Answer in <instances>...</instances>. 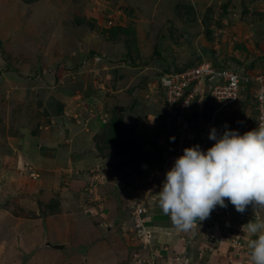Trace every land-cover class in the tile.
Segmentation results:
<instances>
[{"label":"rangeland","instance_id":"374dc122","mask_svg":"<svg viewBox=\"0 0 264 264\" xmlns=\"http://www.w3.org/2000/svg\"><path fill=\"white\" fill-rule=\"evenodd\" d=\"M76 18L86 24L75 23ZM118 25L134 26L142 66L131 67L124 61L128 52L124 41L130 36L115 41L112 30ZM93 51L98 56L90 57ZM101 56L109 61H98ZM203 61L252 74L255 79L263 75L264 0H39L32 5L0 0V242L7 240L11 245H6L10 251H0V264H125L124 258L109 255L107 249L118 251L123 244L106 239L114 228L123 235V228L111 227L104 219L114 220L110 215L119 211L130 237H135L139 227L131 211L137 205L144 212L159 208L161 183L173 167L166 157L158 156L165 144L158 150L153 144L155 151L150 152L146 128H138L152 125L160 133L158 138L169 144L176 138L172 122H167L162 91L152 92L149 85L167 68ZM207 88L202 91L205 96ZM253 93L251 100L247 94L234 104L218 106L216 121L241 135L256 129ZM206 98L209 112L214 103ZM61 103L65 106L59 112ZM68 112H80L85 118L95 115L105 132L113 116L123 112L120 132L146 152L134 159L133 149L106 146L103 131H95L88 123L73 131L71 124L80 126L89 118L71 120ZM87 132H93V144L88 146L78 142ZM31 149L45 151L40 166L38 161L32 163L36 160H22L24 166L17 162L20 153ZM50 160L58 166H51ZM29 168L39 177L32 178ZM122 183L132 187L121 191ZM80 190L77 205L71 201ZM60 208L64 214L78 213L67 217L71 224L60 215ZM42 217H48L43 220L51 242L69 243L65 251L46 249L34 255L45 232ZM149 225L145 224L154 238L157 230ZM101 228L110 230L101 233L97 230ZM233 250L219 254L227 264L236 262L230 258ZM163 253L158 251L156 261L152 257L146 262L162 264ZM186 258L190 264L184 251H173L169 262L184 264Z\"/></svg>","mask_w":264,"mask_h":264},{"label":"clouds","instance_id":"9594fccd","mask_svg":"<svg viewBox=\"0 0 264 264\" xmlns=\"http://www.w3.org/2000/svg\"><path fill=\"white\" fill-rule=\"evenodd\" d=\"M209 139L215 143L206 152L199 145L184 149V154L167 171L158 193L162 212L170 215L173 223L185 231L195 221L208 219L217 206L227 208L228 201L239 213H244L249 204L256 210L264 209V121L243 135L227 127L222 135H218L213 128ZM229 209V216H219L226 220L223 230L227 224L239 227L235 220L234 223L227 222L233 215L231 207ZM131 219L134 220L133 216ZM123 223L121 220L119 228L127 230ZM106 224L118 226V222ZM245 227L257 236L248 245L249 264H264V222H250L243 229Z\"/></svg>","mask_w":264,"mask_h":264},{"label":"built area","instance_id":"2783aa9c","mask_svg":"<svg viewBox=\"0 0 264 264\" xmlns=\"http://www.w3.org/2000/svg\"><path fill=\"white\" fill-rule=\"evenodd\" d=\"M100 61V58H97ZM223 65H217L212 61H203L197 65H190L181 69L171 68L162 73L156 83L151 84L150 90L162 91L163 105L168 111L167 122H172V130L175 132L176 145L173 153L167 155V159L174 166L175 160L184 154L185 148L199 145L200 149L207 151L212 147L215 141L209 139L213 128L217 130L218 135L225 131V125H220L216 121V112L211 118L199 117L195 119V113L199 114L203 110V104L200 100L204 97L202 91L208 87L207 95L214 105L219 109L241 101L248 94V84L254 83L252 92L256 98V128L259 123L264 121V74L256 79L249 74L239 73L231 69L222 68ZM154 86V87H153ZM161 94V93H160ZM228 130L231 128L227 127ZM166 167V165H165ZM167 168V167H166ZM27 170V169H26ZM32 178H38V175L30 168ZM230 215V210L226 207L217 206L208 218L209 230H220L218 233L224 240L232 243L234 251L230 258H236L232 264H249L250 251L242 243V230L232 224H227L225 230L218 227L217 220L221 215ZM132 216L137 224L138 234L134 239L144 244L151 242V233L145 226L146 212L140 205L132 211ZM209 239L214 242L216 238L210 235ZM209 242V243H211ZM230 259V260H231ZM242 260V261H241ZM135 264H148L140 254L134 256ZM188 258L184 264H188Z\"/></svg>","mask_w":264,"mask_h":264},{"label":"crops","instance_id":"0c3cea01","mask_svg":"<svg viewBox=\"0 0 264 264\" xmlns=\"http://www.w3.org/2000/svg\"><path fill=\"white\" fill-rule=\"evenodd\" d=\"M243 74H245V73H243ZM205 94L206 93H203L204 97L200 100V103L203 104L202 105L203 106V110L198 115H199V117H203V118H206V119L208 118L209 119V118H211V116L216 111L217 106L213 104L214 106H213L212 111L209 108V112L212 113L211 116H209V114H208L209 112H207V106L208 105L207 106L204 105V101H205V99H207L206 97H208V96H205ZM78 113L81 114L80 112H78ZM78 113H76V112L75 113L68 112L66 114V117H68V119H71V120H75V118L77 116L82 118V119H83V117L85 118V114L84 115H78ZM69 114H70V117H69ZM89 115H90V118H89V116H88L89 119L85 118V119H88V120H86V122H83V123L81 122L80 126L75 125L74 123L71 124L73 126V128H74L73 131L74 130L76 131V130H79L80 128H82V127H85L86 126L85 123H88V125H90V128L94 129L95 131L99 130L98 132H101L100 130H103V126H102V128L99 129V127L97 125L98 121L95 119V115H93V116L91 114H89ZM91 116H92V120H91ZM63 121H65V120H63ZM77 122L80 123V120L77 119ZM65 125H66V127H68L67 123ZM149 126H146V127H143L142 125L138 126V128H146L145 131H143V132L145 134H147L148 139H149V140L147 139L149 141V143H147L148 144L147 145V149L150 152H154L155 151L154 148H152L150 146L155 144V145H157L156 150H158V146L162 147V144L164 143L165 147H162L163 149H161L163 152L162 151L161 152L158 151L157 153H158V156L162 155V156L166 157L168 154H170L169 151H171V150H167V148H169V146H170V148H172L175 145L176 141L172 140V143H170V144L168 143L169 141H167V140L163 141L162 137L160 139V138H158V136L156 134L157 132L159 133L158 129H156V128L153 129L152 125H149ZM147 127H149L150 129H148ZM134 129H135V127H134ZM88 132L87 133H83V135L81 136V139L78 142L85 143V144H87V146L90 143L93 144V142H92L93 141V136H92L93 132H92V134H88ZM150 138H153V140L151 141ZM150 141H151V143H150ZM136 143H138V142H136ZM123 149H127V148L122 147L120 150H123ZM129 150H131V149H129ZM24 152L25 153H23V154L20 153V155H18V158H17V162H18V159L21 160L23 166H24V163H23L24 161L27 163L28 161H32V160H34V161L36 160L35 162H32L33 164L34 163L37 164V161H38V164L40 166L41 165V162H40L41 159H45V157H46L45 151L44 150H40V149L37 150V151H35L33 149L24 150ZM36 153H37V155H36ZM134 154H135V152H134ZM165 154H167V155L165 156ZM10 156H6V157L9 158ZM3 158H5V156L1 158V161L3 160ZM22 160H24V161H22ZM5 162H6V160H5ZM99 163H102V162L99 161ZM15 164L17 165L18 163L15 162ZM6 165L7 164L5 163V166ZM50 165L51 166L55 165L57 167L58 163L55 162V161H51L50 160ZM0 166H2V164ZM15 166L11 167V171L14 169ZM145 167H147V166L145 165ZM30 169L33 171L32 168H30ZM34 170H36V169H34ZM165 179H166V177L164 178V181H165ZM163 182L161 183L162 186H163ZM79 193H81V190L78 191V193L76 192L77 195L72 196V201H71L72 203L77 204V200L79 199ZM228 203H229V206L231 207V209L233 211V215H232L231 218H229L227 220V222L232 223L233 220H235V224H237L241 228V230L243 229V227L245 225H247L250 222H264V209H258V210L253 212L247 206V208H246L247 210L246 211L249 212V213H245V212L244 213H239V212L236 211L235 207L233 205H231V203L229 201H228ZM62 208H60V210L58 212L60 213V211H61L60 215H64L65 218L70 217L73 214H78V213H75L74 211H72V213L70 212V214H64L65 211L62 212ZM83 212H85V211H83ZM59 213H55V214H59ZM152 213L155 216H154V218H152V217L150 218V220H151L150 223L157 230L156 234L154 235V239L152 241L153 243L151 242L150 244L145 245L144 243H142V242H140L138 240H135L134 237H132V236L130 237V233L128 232L130 230L127 231V230L123 229L124 234L121 235L120 230L117 229L118 230L117 231L114 228V232H113V229L111 230L112 232L111 231L108 232L106 239L107 240L111 239L109 241V243L111 241H117L118 240L123 245L120 247V249L118 251H113V249L108 247L107 249H108L109 255L110 254H115L116 257L119 258V259H123L124 258L125 264H133V262L131 260H133V256L136 253L140 254L141 257L143 259H145V260L146 259H152V257L155 260V254H157L158 251H161V252L164 251L163 254H164L165 258L164 259L161 258V260L163 261L162 264H172V263L169 262V260H170V257H172L173 251H176V253L180 252V251H184L185 255L188 256L190 261H191L190 264H212V263L213 264H227V261L222 258V256H221L222 254L221 253H223V251H228L231 247L233 249L232 243L227 244L226 243L227 241H225L223 238H221L220 234L217 233L220 230H218V229L217 230H215V229H210L209 230V227L207 228V223H208L207 220L208 219H206L204 221H198V220L195 221L193 223V225L191 226V228L188 229L187 231H185L183 229H179L173 223L170 215H165L162 212L160 207L155 209V210L153 209ZM238 213H239L240 217H238ZM0 216H1V214H0ZM47 216H48V214H47ZM51 216H54V214H51ZM110 216L115 217L114 220L111 221L106 216L105 219H104L105 221L103 223L106 224V222L107 223H112V222L116 223V222H118V225H120L121 219H120L119 211H116L114 214H111ZM36 217L39 218L40 216L37 215ZM48 217H50V216H48ZM48 217H42L41 219L43 220V219L48 218ZM74 217H75V219H78L76 217V215H74ZM224 218L225 217H220L219 218V220H220V229H222V230L224 228V222H226V220ZM66 223L67 224L68 223L71 224L70 218H67V222ZM42 225H43V228H44L45 232H44V236H43V240H42L41 244L38 247H36V250H35L36 252L34 253V255H36V256L41 255L42 252H45L43 250L51 249V248H41V245L44 243V240H45L44 239L45 235H47L49 240H50V237H49V234H48L47 222L45 223V221L43 220ZM97 227H98V225L96 224V228ZM107 229H102L101 228V230L100 229H97V230L99 232L101 231V233H103V231L104 230L106 231ZM108 230H110V229H108ZM211 234L214 235V237L216 238V240L214 242H211V240L209 239V236ZM242 235H243L242 236L243 239L241 241L245 245V247H247L249 249V247H248L249 242L251 240H253V239H256L257 236L249 233L247 231L246 227L242 230ZM50 242H51V240H50ZM209 242H211V243H209ZM51 243L60 244V245L64 246V248L61 249V250L51 249V250H53L55 252L56 251H65L67 246L69 245V243L67 241H60V240H55L54 242H51ZM107 244L108 243H106V242L104 243V245H107ZM6 245H10V243L7 240L0 242V251H10V247L6 248ZM165 251H168V252H165ZM233 251H238V250L235 249ZM101 253H103V252H101ZM219 254H221V255H219ZM34 255L32 256L31 259H29L31 262H32V260L34 258ZM217 255H218V257H217ZM128 261H131V262L128 263ZM5 263L8 264V262H5ZM87 263H89L88 260H87ZM19 264H23V262L21 261V263H19ZM25 264H27V262H25Z\"/></svg>","mask_w":264,"mask_h":264},{"label":"trees","instance_id":"16d2710c","mask_svg":"<svg viewBox=\"0 0 264 264\" xmlns=\"http://www.w3.org/2000/svg\"><path fill=\"white\" fill-rule=\"evenodd\" d=\"M25 2L26 5H32V4H35L37 3L39 0H23ZM129 9H125V11H128ZM75 23H78L79 25H82V24H86V22L84 21V19H80V18H76V21ZM74 23V24H75ZM93 26V25H92ZM113 33H115V38L116 40L115 41H118L120 40V38L122 36H130V39H126L124 42H125V46L128 50L126 56H125V59L124 61L126 62H129L130 66L131 67H139V66H142L141 62L139 63L138 62V52L140 51L139 47H138V43H137V39H135L134 37H136V32L134 30V26L131 25L130 27H122L121 25H118L116 27L113 28ZM132 37V39H131ZM129 38V37H128ZM98 54L97 53H94L91 52L90 53V57H93ZM135 55V56H133ZM137 55V56H136ZM102 58H100L102 61H106L109 59H107V57L105 56H101ZM199 59L201 60V58L199 57ZM107 61V62H108ZM109 63V62H108ZM193 64V63H192ZM146 65V64H145ZM191 65V64H189ZM193 65H197V62L194 63ZM221 66V65H220ZM253 65L250 67L252 68ZM184 68V67H182ZM222 68H225V69H232L228 66H222ZM171 68H167L165 69L166 71L170 70ZM178 70L181 69V68H177ZM235 71V70H234ZM238 72V71H237ZM241 73V72H239ZM245 73V72H244ZM161 75L158 76V78L160 77ZM255 85L254 83H249L248 84V99L251 100L252 96V91L254 89ZM64 106L65 104L64 103H61V105H59V108H58V111L60 112L61 110L64 109ZM123 113V112H122ZM122 113H120V115H118V117L116 116H113V118L110 120V123L109 125L107 126V128H105L107 131L105 132L104 129L102 130V134L104 135V139H103V143L106 145V146H115V149H121L122 147H125L127 148L128 150L129 149H133L135 154L132 156V158L134 159H137L139 157H141L143 154H144V150L142 148L141 145H139L138 143H136L134 140L132 139H127L121 132H120V126L121 124L123 123V117H122ZM195 119L199 118V115L195 113ZM176 141V139H175ZM101 144V143H100ZM175 145H176V142H175ZM175 145L172 147V149H170L171 151H169V153H173L174 151V148H175ZM107 148V147H106ZM105 148V149H106ZM114 151V150H112ZM110 151V152H112ZM146 152V151H145ZM165 169V167H164ZM132 185L130 183H122L120 185V190L121 191H127L128 188H131ZM53 205V204H52ZM253 205V204H252ZM251 204L248 205V207L250 208V210H254L256 211V208L253 207ZM56 209H59L57 206L53 205ZM61 207V206H60ZM229 203L227 205V208L229 209ZM230 210V209H229ZM231 211V210H230ZM245 213H249L247 211H245ZM155 215H153L152 212H150L149 210L146 212V216H145V220H146V224L149 225V223L151 222L150 218H154ZM133 223H134V220H133ZM151 224V223H150ZM135 226V225H134ZM136 227V226H135ZM250 251V250H249Z\"/></svg>","mask_w":264,"mask_h":264},{"label":"water","instance_id":"95a60500","mask_svg":"<svg viewBox=\"0 0 264 264\" xmlns=\"http://www.w3.org/2000/svg\"><path fill=\"white\" fill-rule=\"evenodd\" d=\"M15 196H20V194L18 193L17 195H10L7 198V201L10 200V199H12ZM7 201H6V203H7ZM44 239L45 240H44V243L41 245V248H51V249H58V250H61V249L64 248L63 245L51 243L47 235H45V238Z\"/></svg>","mask_w":264,"mask_h":264}]
</instances>
